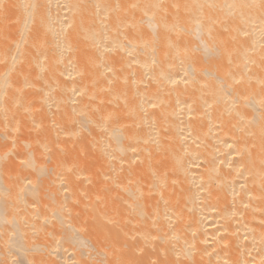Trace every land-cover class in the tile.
Segmentation results:
<instances>
[{"label": "bare ground", "instance_id": "1", "mask_svg": "<svg viewBox=\"0 0 264 264\" xmlns=\"http://www.w3.org/2000/svg\"><path fill=\"white\" fill-rule=\"evenodd\" d=\"M0 264H264V0H0Z\"/></svg>", "mask_w": 264, "mask_h": 264}]
</instances>
